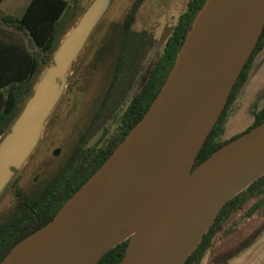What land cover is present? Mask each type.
Returning <instances> with one entry per match:
<instances>
[{"label":"water","instance_id":"1","mask_svg":"<svg viewBox=\"0 0 264 264\" xmlns=\"http://www.w3.org/2000/svg\"><path fill=\"white\" fill-rule=\"evenodd\" d=\"M113 0H92L0 140V201L39 146L73 64ZM264 29V0H206L141 120L43 227L0 264H183L226 203L264 175V120L196 165ZM22 174V173H21Z\"/></svg>","mask_w":264,"mask_h":264},{"label":"trees","instance_id":"2","mask_svg":"<svg viewBox=\"0 0 264 264\" xmlns=\"http://www.w3.org/2000/svg\"><path fill=\"white\" fill-rule=\"evenodd\" d=\"M3 1L0 0V5ZM142 2L143 0L133 2L126 13L120 28V40L115 43L114 51L111 52V56L115 55L114 62L117 66L111 94L119 88L123 79L127 89L134 90V83L130 84L131 80L134 81V72H145L144 80L139 82L128 108L122 114V132L105 148L96 152H86L83 149L85 144L81 142L79 150L59 169L51 181L37 190L30 191L25 205L19 203L17 207L12 208L9 215L1 219L0 262L18 242L46 225L55 216L66 200L104 163L141 120L167 79L178 52L206 0L188 1L186 10L179 16L172 34L165 43L163 53L149 67L144 68L140 64L141 53L146 51V45H153L155 40L153 34L147 31L134 33L133 24ZM69 8L68 0H31L23 14H8L2 18V24L17 34L14 36L11 33H0V140L32 95L43 68L52 62L53 54L65 35V18ZM263 48L264 29L232 89L222 114L200 150L196 165L240 135L222 139L228 112L247 81L256 55ZM111 94L109 99L112 98ZM254 116L253 124L244 132L264 120V106L255 112ZM248 203L249 207L242 215L244 220L257 212L264 216V175L226 203L197 248L183 264H202L219 233L228 236L237 230L240 222L232 221L233 217ZM263 232L264 222L251 230L230 250L216 254L210 260L211 264H229L234 257L253 245ZM129 241L130 239H127L106 252L97 264H119Z\"/></svg>","mask_w":264,"mask_h":264},{"label":"rangeland","instance_id":"3","mask_svg":"<svg viewBox=\"0 0 264 264\" xmlns=\"http://www.w3.org/2000/svg\"><path fill=\"white\" fill-rule=\"evenodd\" d=\"M68 1L70 8L65 18V33L76 24L92 2V0ZM135 1L113 0L104 19L73 64L68 87L45 125L41 142L32 158L20 170V174L24 170L29 171L26 183L22 181L21 185L25 184L30 189L42 185L65 164L81 138L92 134L90 143H94L105 128L110 131L114 130L116 124L114 111L118 110L129 90L123 79L119 88H116L111 94L117 67L114 62L115 55L111 56V52L114 51L115 43L120 40V28L125 15ZM188 1L143 0L140 4L133 24L134 33L147 31L149 34H153L155 40L153 45H146V51L141 53L140 64L143 68L149 67L161 56L179 16L187 8ZM22 5H19L17 15L21 13ZM137 73V71L134 72V81L129 82L138 87L139 82L143 80L140 81L139 74L141 73L138 75ZM110 94L111 99H109ZM263 106L264 48L256 55L247 81L240 89L235 103L228 112L222 139L243 133L253 124L254 113ZM57 148L59 149L58 153L55 152ZM36 172L40 173V177L35 181ZM11 190H7L0 201V212L2 213L9 210L12 204ZM249 204L233 217L232 221L240 222L237 230L228 236L219 233L202 264H211L210 260L216 254L230 250L251 230L264 222V216L260 212L255 213L249 219H243L242 215ZM231 222L228 224L230 225Z\"/></svg>","mask_w":264,"mask_h":264},{"label":"flooded vegetation","instance_id":"4","mask_svg":"<svg viewBox=\"0 0 264 264\" xmlns=\"http://www.w3.org/2000/svg\"><path fill=\"white\" fill-rule=\"evenodd\" d=\"M144 77H145V72H142L140 74V81L144 80ZM136 89H137V86L135 85L134 86V90L133 89L132 90H129L128 93H127V95L124 97V99H123L120 107L118 108V110L114 111L115 112L114 115L116 117V124H115L114 130L110 131V129L105 128L102 131V133L100 134V136L98 137V139L96 141H94V143H90V138H91L92 134L91 135L89 134L87 137L81 138L77 142V144L75 145V147L73 148V150L71 151V153H70L69 157L67 158L66 162L75 154V152L77 150H79V146H80V143L81 142H83L85 144L84 147H83V149L86 152H89L90 153L92 150H93V152H96V150L98 151L101 148H105L108 145V143L111 142L115 138V136L117 134H119V133L122 132V130H123V126H122V122H121L122 114L128 108V106L130 104V101H131V99H132V97H133L134 92H135ZM55 152L58 153L59 152V149L57 148L55 150ZM66 162H65V164H66ZM56 173H54V175ZM53 176H51V178L49 177L42 185H37V187L35 186V188L33 187V188L30 189V188H27L25 186V184L21 185L22 181H24L26 183V181H27V179L29 177V171L28 170H24L22 172V174H19V176L17 177V179L13 182V184L9 188V191H10V189H12L11 190L12 192L10 194L11 199H12V204H11L9 210H7V211L5 210L3 213L0 212V221H1V219L4 216L9 215V213L11 212V210H12V208L14 206L17 207L19 203H21V205H25V203H26V201H27V199L29 197V196H27V194L30 191L32 192L34 190H37V189L41 188L42 186H45L49 181L52 180V177ZM39 177H40V173L39 172H36V175H35V178H34L35 181L38 180Z\"/></svg>","mask_w":264,"mask_h":264},{"label":"crops","instance_id":"5","mask_svg":"<svg viewBox=\"0 0 264 264\" xmlns=\"http://www.w3.org/2000/svg\"><path fill=\"white\" fill-rule=\"evenodd\" d=\"M31 0H4L0 5V33L4 34H17L15 31L8 27H5L2 24V18L8 14L17 15L16 12L20 8L19 5H22L21 14L24 13L28 4ZM229 264H264V232L261 236L254 242L253 245L245 249L241 254L234 257Z\"/></svg>","mask_w":264,"mask_h":264}]
</instances>
